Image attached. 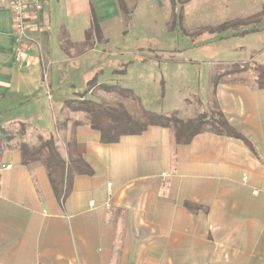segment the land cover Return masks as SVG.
Listing matches in <instances>:
<instances>
[{
    "label": "crops",
    "instance_id": "crops-1",
    "mask_svg": "<svg viewBox=\"0 0 264 264\" xmlns=\"http://www.w3.org/2000/svg\"><path fill=\"white\" fill-rule=\"evenodd\" d=\"M120 1L130 16L137 0H42L40 49L28 46L18 62L11 13L0 0V126L24 123L52 136L66 160L86 166L60 200L40 162L22 164L15 148L3 153L0 264H264V87L256 76L212 74L211 86L184 97L181 119L222 115L239 134L203 131L187 144L161 125L103 143L85 113L63 109L69 93L51 89L53 53L120 54L109 39L125 26ZM263 7L251 0L241 14ZM90 68L93 79L104 73ZM93 88L76 96L87 99Z\"/></svg>",
    "mask_w": 264,
    "mask_h": 264
},
{
    "label": "rangeland",
    "instance_id": "rangeland-1",
    "mask_svg": "<svg viewBox=\"0 0 264 264\" xmlns=\"http://www.w3.org/2000/svg\"><path fill=\"white\" fill-rule=\"evenodd\" d=\"M250 2L137 0L130 16L124 5L122 35L112 33L109 38L110 50L120 54L114 53L107 58L86 52L79 58L64 59L53 53L51 89L58 96L69 93L71 99H85L76 93H83L86 87L88 91L93 86L85 95L88 100L120 106L137 121L143 119L142 110L164 114L166 110L175 109L180 113L184 97L192 99L191 93L199 86H211L212 74L215 79H222L227 71L233 78L250 80L256 76L252 66L264 64V15L259 22L251 23L258 20L253 18L250 22L236 24L239 19H246L241 13L249 9ZM92 31H88L87 36L92 37ZM121 59L125 65L118 66ZM241 62L250 67L238 72L230 68V63ZM95 64L104 72L98 80L93 79L94 68H90ZM97 81L101 84L96 86ZM27 113L36 114L30 108ZM199 116L208 119L204 114L194 117ZM21 127L18 124L7 128L16 136L22 130L25 141L37 145L36 130ZM59 148L61 150V146Z\"/></svg>",
    "mask_w": 264,
    "mask_h": 264
},
{
    "label": "trees",
    "instance_id": "trees-1",
    "mask_svg": "<svg viewBox=\"0 0 264 264\" xmlns=\"http://www.w3.org/2000/svg\"><path fill=\"white\" fill-rule=\"evenodd\" d=\"M120 7L121 9L124 7L122 1H120ZM262 15H264V9L255 15L246 17V19H239L236 24L247 23L253 18L258 20L254 19L251 23L259 22ZM230 65L234 72L243 71V69L250 67V64L244 62ZM252 68L256 73L254 84L257 87H264V64L254 65ZM64 109L85 113L88 124L99 132L100 141L103 143L116 142L124 134L140 133L148 125L168 127L172 132L175 143L178 144L189 143L196 134L203 131L239 136L222 115H219L216 120L206 119L205 116L181 119L178 117L176 110L166 115L142 110L143 119L137 121L126 109H122L120 106L83 98L65 101ZM20 125L22 129L26 127L24 123ZM8 129L0 126V159L6 150L15 148L19 152L22 164L40 162L46 169L54 194L58 199L64 200L69 194L74 175L86 171L85 163L81 159L66 160L60 154L55 138L52 136L44 138L39 135L38 144L31 145L25 141L22 130L16 136V133Z\"/></svg>",
    "mask_w": 264,
    "mask_h": 264
},
{
    "label": "built area",
    "instance_id": "built-area-1",
    "mask_svg": "<svg viewBox=\"0 0 264 264\" xmlns=\"http://www.w3.org/2000/svg\"><path fill=\"white\" fill-rule=\"evenodd\" d=\"M8 6L12 19V30L17 43L14 59L18 62L27 57L29 46L40 49L39 36L44 27L41 21L42 0H2ZM10 167L11 164L2 165Z\"/></svg>",
    "mask_w": 264,
    "mask_h": 264
}]
</instances>
